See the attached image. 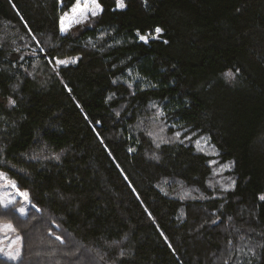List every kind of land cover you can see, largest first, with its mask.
Here are the masks:
<instances>
[{"label": "trees", "instance_id": "16d2710c", "mask_svg": "<svg viewBox=\"0 0 264 264\" xmlns=\"http://www.w3.org/2000/svg\"><path fill=\"white\" fill-rule=\"evenodd\" d=\"M74 2L0 0V264H264V0Z\"/></svg>", "mask_w": 264, "mask_h": 264}, {"label": "snow or ice", "instance_id": "6c2138e0", "mask_svg": "<svg viewBox=\"0 0 264 264\" xmlns=\"http://www.w3.org/2000/svg\"><path fill=\"white\" fill-rule=\"evenodd\" d=\"M116 3V9L119 10H123L126 8V4L124 2V0H115ZM114 9V10H116ZM101 12H103V8L101 6V4L99 3V0H75V4L71 7L70 9V13L71 15H69L68 13H65L61 18H60V32L61 34H65L69 28L71 27L72 24H79L82 23L86 20H88L90 17H95L98 14H100ZM25 26L27 27V24L25 23ZM162 29L157 27L155 29V33L160 34L162 33ZM137 36L139 37V39L145 43H147V37H145L144 35H141L139 33V31L137 32ZM34 38V37H33ZM165 43H167V41H164ZM55 63L57 65H66L67 61L64 60H59L57 59L55 61ZM73 63H75V61H73ZM238 71V70H237ZM129 75H131V73H129ZM227 76L229 77H233V74L231 72L226 73ZM131 86V85H129ZM10 103L14 104V101H9ZM151 107L155 108L156 105L153 104L151 105ZM163 113H157V117H159L160 115H162ZM151 135V134H149ZM176 138L179 139L180 137V133L177 132L176 134ZM203 139V138H202ZM198 145L200 143V141L198 140L196 142ZM157 147H159V144H157ZM129 151H133L132 149H129ZM3 178V174L0 173V179ZM11 187L15 188L16 185L15 183L11 184ZM198 191V189H197ZM188 193H186L185 195H187ZM260 200L264 201V195L259 197ZM15 201L11 200V198H9L7 201H5L4 198L0 197V208L3 209H8L9 206L11 204H14ZM33 208H35V205H32ZM37 211H39V209H36ZM16 211L19 212L20 216H26V210L24 208H19ZM0 232H15V228L13 225L11 224H7V225H2L0 226ZM57 240H61L60 236L56 237ZM231 243V241L229 242ZM13 244H9V249H12ZM0 253H3V255L8 259V260H12V261H18L21 258V249H16L15 251H5L3 248H0ZM123 252L120 253V256L123 257Z\"/></svg>", "mask_w": 264, "mask_h": 264}, {"label": "rangeland", "instance_id": "374dc122", "mask_svg": "<svg viewBox=\"0 0 264 264\" xmlns=\"http://www.w3.org/2000/svg\"><path fill=\"white\" fill-rule=\"evenodd\" d=\"M74 4H75V2H74ZM70 9L66 12L69 15H71ZM91 18H93V17H90L88 20H90ZM88 20H86V21H84L82 23H79V24H72L71 27L69 28V30L66 33H68L70 31L73 34H76L80 30V27H82L84 24H86V22ZM158 35L159 34L155 33L153 35V38H158ZM148 40H149V38H147V41ZM12 58L13 59H20V60H22V57L20 55L19 56L18 55H13ZM55 61H54V66L56 68H60V67H63V66H68V65L75 64L77 62V58L76 59H64V61H67V64L66 65H57L55 63ZM73 61H75V63H73ZM226 78L228 80H231L232 79V77H229L227 75H226ZM11 184H12V182L8 181L6 179V177L3 175V178L0 179V197L4 198L5 201H7L9 198H11V200L15 201V203L14 204H11L10 206L15 205L17 202L20 203V206L18 207V209L19 208H24L26 210V213H27L28 212V209L30 207L29 206L28 199L16 187L15 188L11 187ZM2 225H7V224L0 223V226H2ZM9 244H13L12 249H9ZM21 244H22L21 237H20V235H18L16 233V231L15 232H10V233L9 232H0V248H3L5 251H9V250L15 251L18 248L21 249ZM0 256H3L4 258H6L3 255V253H0Z\"/></svg>", "mask_w": 264, "mask_h": 264}]
</instances>
